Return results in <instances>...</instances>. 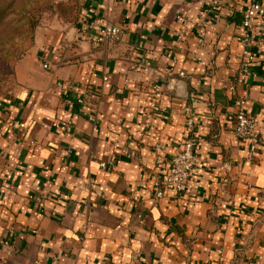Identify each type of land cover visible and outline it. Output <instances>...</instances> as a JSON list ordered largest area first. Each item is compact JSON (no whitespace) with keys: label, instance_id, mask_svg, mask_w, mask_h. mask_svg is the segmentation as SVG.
Here are the masks:
<instances>
[{"label":"crops","instance_id":"crops-1","mask_svg":"<svg viewBox=\"0 0 264 264\" xmlns=\"http://www.w3.org/2000/svg\"><path fill=\"white\" fill-rule=\"evenodd\" d=\"M248 4L74 0L71 20L37 30L0 99V264H264V134L251 160L233 136L235 99L264 123L262 21L251 75L227 91ZM105 22L119 42H102ZM189 138L183 191L154 198Z\"/></svg>","mask_w":264,"mask_h":264},{"label":"built area","instance_id":"built-area-1","mask_svg":"<svg viewBox=\"0 0 264 264\" xmlns=\"http://www.w3.org/2000/svg\"><path fill=\"white\" fill-rule=\"evenodd\" d=\"M58 2L68 3L74 0H57ZM213 11H218V6H212ZM262 21L264 23V4L259 3L257 0H249L247 8L241 13V26L242 34L240 36L239 45V66L237 74L234 80V84L227 87V91L234 93L236 86L244 84L247 78L251 75V68L259 56L260 47L262 45V39L254 34V27L256 21ZM95 28V23H90L86 29L89 31ZM177 39H183L185 36L182 33L175 34ZM123 36V29L110 22L103 23L101 40L103 43H116L121 40ZM262 38H264V30ZM255 47L256 50H252ZM259 49V50H258ZM44 69L47 65L42 66ZM180 77H183V73H179ZM81 104L83 100H80ZM233 104L238 109L233 124V136L235 140L243 145L246 150V159L251 160L258 151L260 146L261 137L264 134V123L258 122L253 117L247 115L242 110L245 101L242 99H235ZM0 100V108H1ZM89 119H93L95 115V106L88 105ZM21 128L23 124L19 125ZM187 127L191 129L193 127L192 119L187 121ZM70 131V123L66 128ZM167 149L164 144H156L154 146V167H159L162 164L163 156L166 154ZM197 163V155L195 153V140L189 138L184 141L182 148L179 152L170 156L165 172L159 176H156L153 180V186L155 188L154 198H161L164 193H171L173 195L179 194L183 191L189 175L192 169ZM101 168H105L106 164L101 163Z\"/></svg>","mask_w":264,"mask_h":264},{"label":"rangeland","instance_id":"rangeland-1","mask_svg":"<svg viewBox=\"0 0 264 264\" xmlns=\"http://www.w3.org/2000/svg\"><path fill=\"white\" fill-rule=\"evenodd\" d=\"M73 14L72 5L57 0H0V99L17 90L14 66L32 49L37 30Z\"/></svg>","mask_w":264,"mask_h":264},{"label":"trees","instance_id":"trees-1","mask_svg":"<svg viewBox=\"0 0 264 264\" xmlns=\"http://www.w3.org/2000/svg\"><path fill=\"white\" fill-rule=\"evenodd\" d=\"M73 3H74V1H72V2H68V3H66V4H70V5H72L73 8H74V13H75V12H76V9H75L76 6L74 7Z\"/></svg>","mask_w":264,"mask_h":264}]
</instances>
